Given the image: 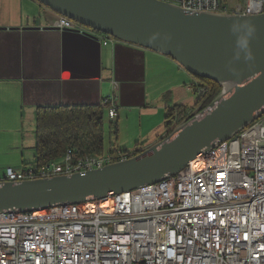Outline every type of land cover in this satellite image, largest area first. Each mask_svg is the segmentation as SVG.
<instances>
[{"label": "built area", "instance_id": "1", "mask_svg": "<svg viewBox=\"0 0 264 264\" xmlns=\"http://www.w3.org/2000/svg\"><path fill=\"white\" fill-rule=\"evenodd\" d=\"M161 1L191 12L264 13V0ZM51 26L94 34L61 15ZM114 40L105 35L102 43ZM110 82L101 105L113 120L118 82ZM125 158L77 156L67 147L62 165L54 159L39 170L7 167L0 183L86 172ZM0 264H264V112L158 182L100 200L1 210Z\"/></svg>", "mask_w": 264, "mask_h": 264}, {"label": "water", "instance_id": "2", "mask_svg": "<svg viewBox=\"0 0 264 264\" xmlns=\"http://www.w3.org/2000/svg\"><path fill=\"white\" fill-rule=\"evenodd\" d=\"M35 1L89 29L168 56L190 75L209 78L222 88L211 108L138 155L86 172L0 183V211L100 200L158 182L264 112V13L191 12L161 0ZM240 18L258 29L251 41L253 61L233 59L235 37L229 25Z\"/></svg>", "mask_w": 264, "mask_h": 264}, {"label": "crops", "instance_id": "3", "mask_svg": "<svg viewBox=\"0 0 264 264\" xmlns=\"http://www.w3.org/2000/svg\"><path fill=\"white\" fill-rule=\"evenodd\" d=\"M56 17L35 0H0V178L7 167L35 168L37 106L100 104L117 80V116L113 139L106 143L104 135L105 152L128 156L164 136L167 107L195 104L188 105L195 80L170 57L59 30L51 26Z\"/></svg>", "mask_w": 264, "mask_h": 264}, {"label": "trees", "instance_id": "4", "mask_svg": "<svg viewBox=\"0 0 264 264\" xmlns=\"http://www.w3.org/2000/svg\"><path fill=\"white\" fill-rule=\"evenodd\" d=\"M86 29L97 34L102 42L105 34L87 27ZM192 78L195 80L191 83V92L196 95L195 104L191 107L173 105L166 108L164 136L179 123L188 121L193 115L207 107L221 91V85L209 78L195 76ZM103 109L101 103L37 106L34 113V169L39 170L51 160L61 157L67 147H72L77 156L90 152L104 154ZM108 153L125 155L126 152L113 150ZM139 153L137 150L129 156Z\"/></svg>", "mask_w": 264, "mask_h": 264}, {"label": "clouds", "instance_id": "5", "mask_svg": "<svg viewBox=\"0 0 264 264\" xmlns=\"http://www.w3.org/2000/svg\"><path fill=\"white\" fill-rule=\"evenodd\" d=\"M229 31L235 37L234 60L243 58L246 62L254 60V54L251 49V41L257 37V26L244 18L233 20L229 25ZM229 70L237 74L232 67Z\"/></svg>", "mask_w": 264, "mask_h": 264}, {"label": "rangeland", "instance_id": "6", "mask_svg": "<svg viewBox=\"0 0 264 264\" xmlns=\"http://www.w3.org/2000/svg\"><path fill=\"white\" fill-rule=\"evenodd\" d=\"M239 1H243V0H239ZM48 9V8H47ZM57 18V17H56ZM78 24V23H77ZM78 25H80V24H78ZM80 26H83V25H80ZM53 27V26H52ZM83 27H85V26H83ZM55 28V27H54ZM86 28V27H85ZM58 29V28H57ZM60 30V29H59ZM64 30V29H63ZM115 39V38H114ZM116 40V39H115ZM113 79V78H112ZM117 81V80H116ZM190 94V93H189ZM190 96L192 97V99L190 100V101H188V105H191L192 103H193V101L195 100V96L194 95H192V94H190ZM118 98V97H117ZM103 100V99H102ZM101 100V101H102ZM118 101V100H117ZM117 101H116V112H117ZM103 125H104V131H105V137H106V143L108 142V140H109V138L110 139H113V134H112V126H111V124L110 123H113L114 122V120H115V118L113 119V120H110L108 117H107V108L105 107V106H103ZM116 116H117V114H116ZM182 123V122H181ZM181 123H179L177 126H179ZM108 126H109V128L110 129H108ZM176 126V127H177ZM175 127V128H176ZM174 128V129H175ZM173 129V130H174ZM172 130V131H173ZM171 131V132H172ZM170 132V133H171ZM170 133H168V134H170ZM167 134V135H168ZM105 146L107 147V145L105 144L104 145V150H105ZM142 149H139V152L141 151ZM91 153V152H90ZM106 153V152H105ZM108 153V152H107ZM140 154V153H139ZM82 155V154H81ZM122 155V154H121ZM125 155H126V153H125ZM132 155V154H131ZM199 156V155H198ZM127 157H130L129 155L127 156ZM55 162L56 163H58L59 165H62V160H61V157H59V158H57L56 160H55ZM107 197V196H106ZM104 199V198H103Z\"/></svg>", "mask_w": 264, "mask_h": 264}, {"label": "bare ground", "instance_id": "7", "mask_svg": "<svg viewBox=\"0 0 264 264\" xmlns=\"http://www.w3.org/2000/svg\"><path fill=\"white\" fill-rule=\"evenodd\" d=\"M106 164H109V163H103L102 165H99V168L104 166V165H106ZM34 178H43V177L42 176H34V177H32V179H34ZM26 179H27L26 177H17L16 178V182H19V181H22V180H26ZM102 203L106 204V201H103Z\"/></svg>", "mask_w": 264, "mask_h": 264}]
</instances>
